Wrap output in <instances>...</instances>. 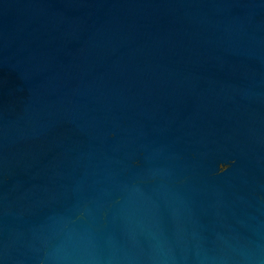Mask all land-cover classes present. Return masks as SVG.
Here are the masks:
<instances>
[{"label": "water", "instance_id": "1", "mask_svg": "<svg viewBox=\"0 0 264 264\" xmlns=\"http://www.w3.org/2000/svg\"><path fill=\"white\" fill-rule=\"evenodd\" d=\"M0 264H264V0H0Z\"/></svg>", "mask_w": 264, "mask_h": 264}]
</instances>
